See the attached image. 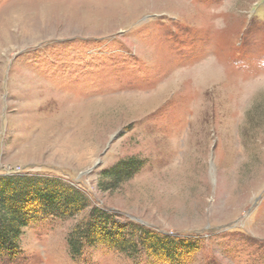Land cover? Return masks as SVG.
Returning a JSON list of instances; mask_svg holds the SVG:
<instances>
[{
    "label": "rangeland",
    "instance_id": "obj_1",
    "mask_svg": "<svg viewBox=\"0 0 264 264\" xmlns=\"http://www.w3.org/2000/svg\"><path fill=\"white\" fill-rule=\"evenodd\" d=\"M0 175L89 198L36 215L0 264H264V0H0ZM94 208L200 247H72Z\"/></svg>",
    "mask_w": 264,
    "mask_h": 264
},
{
    "label": "trees",
    "instance_id": "obj_2",
    "mask_svg": "<svg viewBox=\"0 0 264 264\" xmlns=\"http://www.w3.org/2000/svg\"><path fill=\"white\" fill-rule=\"evenodd\" d=\"M138 157L124 159L105 170V177L118 186L133 177L143 166ZM89 205V198L75 185L58 177L0 175V252L17 256L21 252V236L36 215L72 217ZM110 214L94 208L83 227L77 228L76 237H70L74 248L80 244L109 243L123 252L131 250L151 252L160 260H172L184 253L199 249L197 241L172 239L145 228H139V238L127 236Z\"/></svg>",
    "mask_w": 264,
    "mask_h": 264
},
{
    "label": "water",
    "instance_id": "obj_3",
    "mask_svg": "<svg viewBox=\"0 0 264 264\" xmlns=\"http://www.w3.org/2000/svg\"><path fill=\"white\" fill-rule=\"evenodd\" d=\"M93 168L89 169V171H92Z\"/></svg>",
    "mask_w": 264,
    "mask_h": 264
}]
</instances>
